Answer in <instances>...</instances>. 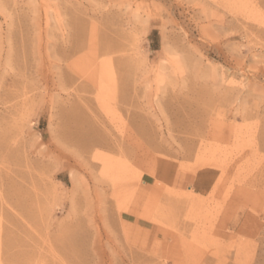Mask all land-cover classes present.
Listing matches in <instances>:
<instances>
[{
  "label": "rangeland",
  "instance_id": "374dc122",
  "mask_svg": "<svg viewBox=\"0 0 264 264\" xmlns=\"http://www.w3.org/2000/svg\"><path fill=\"white\" fill-rule=\"evenodd\" d=\"M234 2L0 0V264H264V0Z\"/></svg>",
  "mask_w": 264,
  "mask_h": 264
},
{
  "label": "crops",
  "instance_id": "0c3cea01",
  "mask_svg": "<svg viewBox=\"0 0 264 264\" xmlns=\"http://www.w3.org/2000/svg\"><path fill=\"white\" fill-rule=\"evenodd\" d=\"M197 180L200 181V182H203L204 181V177H202V178L201 177L200 178L198 177Z\"/></svg>",
  "mask_w": 264,
  "mask_h": 264
},
{
  "label": "bare ground",
  "instance_id": "6f19581e",
  "mask_svg": "<svg viewBox=\"0 0 264 264\" xmlns=\"http://www.w3.org/2000/svg\"><path fill=\"white\" fill-rule=\"evenodd\" d=\"M235 2L234 3H236V0H234ZM239 2V1H238ZM79 48V47H78ZM75 52L78 50L76 47L73 49ZM264 82V81H263ZM234 92V91H233Z\"/></svg>",
  "mask_w": 264,
  "mask_h": 264
}]
</instances>
